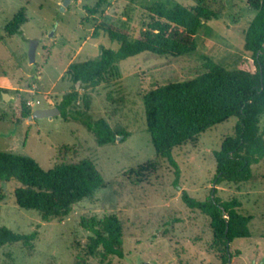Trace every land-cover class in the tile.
<instances>
[{"label":"rangeland","instance_id":"374dc122","mask_svg":"<svg viewBox=\"0 0 264 264\" xmlns=\"http://www.w3.org/2000/svg\"><path fill=\"white\" fill-rule=\"evenodd\" d=\"M63 1L0 0V152L29 157L43 171L87 160L106 185L75 204L66 218L43 222L38 213L15 205V182H0L5 194L0 226L17 234H36L30 245L0 247V264H223L226 254L214 244L208 218L180 199L184 191L203 202L213 189L223 201L237 199L238 212L251 217L249 237L228 244L226 264H264V159L252 166L247 183L214 184L212 154L233 135L237 119L230 118L172 151L179 168L174 185L173 169L156 157L150 143L142 103V97L157 87L205 73V58L228 70L245 62L254 72L250 54L243 50V33L254 16L247 0H207L219 19L199 29L193 54L172 58L141 53L118 63V78L78 91L69 109L91 121H105L117 136L114 143L103 146L78 121L60 114L51 119L22 118V109L32 114L57 108L72 90L64 74L68 65L95 59L101 47H114L104 37L91 38L96 26L110 25L137 38L154 3L189 8L197 0H101L97 8L98 0H71L61 10ZM19 10L26 23L9 37L4 27ZM32 43L37 45L30 63ZM148 162L154 164L153 171L131 173ZM108 216L121 226V258H102L100 248L90 250L94 235L80 225L82 219Z\"/></svg>","mask_w":264,"mask_h":264},{"label":"trees","instance_id":"16d2710c","mask_svg":"<svg viewBox=\"0 0 264 264\" xmlns=\"http://www.w3.org/2000/svg\"><path fill=\"white\" fill-rule=\"evenodd\" d=\"M100 3L98 0L96 8ZM246 7L254 16L243 33V50L250 54L254 72L245 62L235 70H228L205 58L206 72L202 75L157 87L142 97L150 143L156 157L164 159L173 169L174 185L179 179V168L172 151L230 118L237 119L234 133L212 154L215 186L247 183L252 177V166L264 159V123H261L264 117V0H247ZM85 9L90 13L95 11ZM148 18V24L137 38L110 25L96 26L91 38L104 37L114 47H101L95 59L70 64L65 70L72 90L57 106L59 114L63 119L69 117L81 123L98 146L114 143L117 136L105 121H91L86 115L69 109L77 101L78 91L83 87L94 88L109 78H118V63L141 53L172 58L193 54L197 32L204 23L217 21L219 12L213 10L207 0H197L196 5L189 8L154 3L148 10ZM25 23L24 11L19 10L4 27V32L9 37L14 36ZM30 115L27 108L22 109V118ZM153 170L154 164L148 162L131 173L141 176ZM0 182H15L18 185L13 191L15 205L38 213L43 222L66 218L75 204L92 197L106 185L87 160L59 164L43 171L29 157L1 152ZM215 191L213 189L212 195L203 202L184 191L180 199L188 209L208 218L213 242L222 247L226 254L222 262L226 264L230 257L227 244L249 237L251 217L238 212L237 199L223 201L215 196ZM4 201L5 194L1 191L0 204ZM80 225L94 235L90 238V250L100 248L102 258L123 256L122 230L114 216L102 220L82 219ZM35 238V233L17 234L0 226V247L18 243L30 245Z\"/></svg>","mask_w":264,"mask_h":264},{"label":"water","instance_id":"95a60500","mask_svg":"<svg viewBox=\"0 0 264 264\" xmlns=\"http://www.w3.org/2000/svg\"><path fill=\"white\" fill-rule=\"evenodd\" d=\"M71 0H64L63 3L61 4V10H63L70 2ZM36 43H32L29 47L28 50V59L29 62L32 63L34 61V55H35V49H36ZM6 94H2V100H5ZM59 115V110L57 108L49 109V110H38L32 113L28 118H37V119H42V118H48L51 119L55 116ZM228 248V244H227Z\"/></svg>","mask_w":264,"mask_h":264}]
</instances>
